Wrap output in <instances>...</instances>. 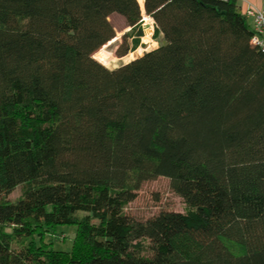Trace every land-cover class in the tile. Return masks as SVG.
Returning <instances> with one entry per match:
<instances>
[{
	"label": "trees",
	"instance_id": "trees-1",
	"mask_svg": "<svg viewBox=\"0 0 264 264\" xmlns=\"http://www.w3.org/2000/svg\"><path fill=\"white\" fill-rule=\"evenodd\" d=\"M143 10L160 44L108 68L93 57L115 37L108 17L130 27L124 56L142 35L138 0H0V264H264V53L251 24L237 0ZM160 176L184 211L128 214ZM56 224L77 225L70 253L42 242Z\"/></svg>",
	"mask_w": 264,
	"mask_h": 264
},
{
	"label": "rangeland",
	"instance_id": "rangeland-1",
	"mask_svg": "<svg viewBox=\"0 0 264 264\" xmlns=\"http://www.w3.org/2000/svg\"><path fill=\"white\" fill-rule=\"evenodd\" d=\"M138 2H141L140 7L142 6V18L139 22L142 35L139 38L137 46L134 49L129 50L124 56L118 57L115 54V50L118 47V44L122 42L123 34L128 32L130 27L126 26L123 16L117 13H113L108 17V20L115 29V37L100 48L96 52L97 54L95 53L93 55L94 59L108 68H115L122 63H126L141 56L144 52L156 48L161 42V35L154 37V20L144 12L143 0H138ZM143 17H149V19L144 20ZM150 24L152 26H150ZM146 26L151 29V32L148 35L145 33ZM130 40L131 38H129V41ZM23 186L24 185H19L15 187L8 196L10 201H15L19 197ZM184 209L185 205L183 200L172 191L169 179L160 176L143 182L137 191L136 198L126 205L125 211L138 219H147L163 210L183 212ZM77 216L80 219L85 216V214L83 212H78ZM93 222L96 221L93 220ZM76 231V224H56L49 226L42 242L48 244L53 250L70 253L73 247V240ZM34 241L36 245H41L39 237L35 236Z\"/></svg>",
	"mask_w": 264,
	"mask_h": 264
},
{
	"label": "built area",
	"instance_id": "built-area-1",
	"mask_svg": "<svg viewBox=\"0 0 264 264\" xmlns=\"http://www.w3.org/2000/svg\"><path fill=\"white\" fill-rule=\"evenodd\" d=\"M140 3L139 5H141ZM241 13L244 17L250 19L251 30L253 32L250 39L251 44L264 53V9L245 1ZM143 19L148 20L149 17H143ZM151 24L150 26H152Z\"/></svg>",
	"mask_w": 264,
	"mask_h": 264
},
{
	"label": "crops",
	"instance_id": "crops-1",
	"mask_svg": "<svg viewBox=\"0 0 264 264\" xmlns=\"http://www.w3.org/2000/svg\"><path fill=\"white\" fill-rule=\"evenodd\" d=\"M245 1L250 2L261 9H264V0H237V6L240 12H241L242 7L244 6ZM247 22L248 24H251L249 18H247Z\"/></svg>",
	"mask_w": 264,
	"mask_h": 264
},
{
	"label": "bare ground",
	"instance_id": "bare-ground-1",
	"mask_svg": "<svg viewBox=\"0 0 264 264\" xmlns=\"http://www.w3.org/2000/svg\"><path fill=\"white\" fill-rule=\"evenodd\" d=\"M147 19V18H146ZM147 22V21H146ZM145 24V23H144ZM150 32H151V29L148 27V26H146L145 27V33H146V35H148V34H150ZM101 51V50H100ZM97 54V53H96ZM100 55V54H99Z\"/></svg>",
	"mask_w": 264,
	"mask_h": 264
}]
</instances>
